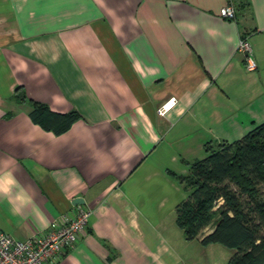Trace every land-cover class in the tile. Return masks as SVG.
Masks as SVG:
<instances>
[{"label": "crops", "instance_id": "obj_1", "mask_svg": "<svg viewBox=\"0 0 264 264\" xmlns=\"http://www.w3.org/2000/svg\"><path fill=\"white\" fill-rule=\"evenodd\" d=\"M227 2L0 0V231L24 239L86 207L85 231L54 264L204 256L208 244L184 239L156 202L182 158L264 121V0H231L233 19L220 15ZM16 86L80 117L60 134L45 130Z\"/></svg>", "mask_w": 264, "mask_h": 264}, {"label": "trees", "instance_id": "obj_2", "mask_svg": "<svg viewBox=\"0 0 264 264\" xmlns=\"http://www.w3.org/2000/svg\"><path fill=\"white\" fill-rule=\"evenodd\" d=\"M13 95L28 101L30 119L54 134L80 117L76 109L53 111L45 102L26 98L20 86ZM204 151L189 172L168 170L186 192L174 207L184 239L233 248L224 264H264V121L234 140L205 141ZM207 227L211 230L203 233Z\"/></svg>", "mask_w": 264, "mask_h": 264}, {"label": "built area", "instance_id": "obj_3", "mask_svg": "<svg viewBox=\"0 0 264 264\" xmlns=\"http://www.w3.org/2000/svg\"><path fill=\"white\" fill-rule=\"evenodd\" d=\"M220 15L235 18L231 0L220 8ZM237 49L244 54L246 69L253 70L256 62L246 35L239 36ZM175 103V96H170L157 106L156 111L159 115H164ZM90 213L91 210L86 207H79L72 217L62 213L51 222L45 232L24 239L0 231V264H54L63 251L72 247L78 236L85 231Z\"/></svg>", "mask_w": 264, "mask_h": 264}, {"label": "rangeland", "instance_id": "obj_4", "mask_svg": "<svg viewBox=\"0 0 264 264\" xmlns=\"http://www.w3.org/2000/svg\"><path fill=\"white\" fill-rule=\"evenodd\" d=\"M1 88L2 87L0 86V89ZM212 141H215V139H212ZM203 147H204V144H203ZM202 154H203V151L201 152L200 155ZM200 155L198 154L197 156H193V158H190V156L188 155L187 157L182 158L180 163L182 165L181 167L184 168V170L179 171L177 170L178 166H176L175 173L185 174L189 172L190 163L195 158H200L201 157ZM204 155H206V152H204ZM186 159L187 160L189 159V161L186 162ZM185 196H186V192L182 189L181 184L179 183L178 179L174 175H170L168 183L161 190V194H158V201L156 202L157 213L165 216V219L167 220V222L172 224L175 230H178V227L175 224L174 207L176 203L179 202ZM192 242L193 241L189 243L188 248H192L193 244H195ZM233 252H234L233 248L226 247L219 243H209L207 245L204 256L198 257V258L196 257L195 264H224L229 259V257L233 254Z\"/></svg>", "mask_w": 264, "mask_h": 264}, {"label": "water", "instance_id": "obj_5", "mask_svg": "<svg viewBox=\"0 0 264 264\" xmlns=\"http://www.w3.org/2000/svg\"><path fill=\"white\" fill-rule=\"evenodd\" d=\"M80 201L79 198H74L73 202H78Z\"/></svg>", "mask_w": 264, "mask_h": 264}]
</instances>
